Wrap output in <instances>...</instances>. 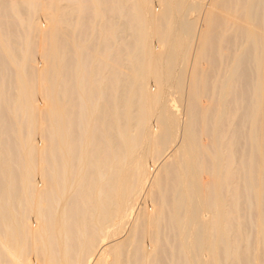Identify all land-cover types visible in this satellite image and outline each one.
I'll use <instances>...</instances> for the list:
<instances>
[{"label":"bare ground","instance_id":"bare-ground-1","mask_svg":"<svg viewBox=\"0 0 264 264\" xmlns=\"http://www.w3.org/2000/svg\"><path fill=\"white\" fill-rule=\"evenodd\" d=\"M0 264H264V0H0Z\"/></svg>","mask_w":264,"mask_h":264}]
</instances>
